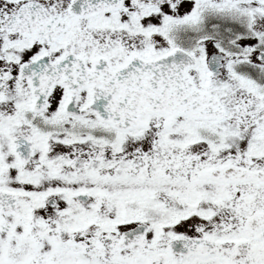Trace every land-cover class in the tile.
<instances>
[{"label": "snow or ice", "instance_id": "1", "mask_svg": "<svg viewBox=\"0 0 264 264\" xmlns=\"http://www.w3.org/2000/svg\"><path fill=\"white\" fill-rule=\"evenodd\" d=\"M0 264H264V0H0Z\"/></svg>", "mask_w": 264, "mask_h": 264}]
</instances>
